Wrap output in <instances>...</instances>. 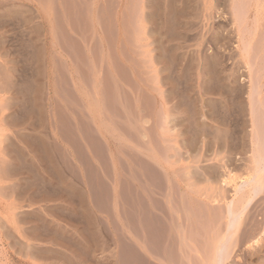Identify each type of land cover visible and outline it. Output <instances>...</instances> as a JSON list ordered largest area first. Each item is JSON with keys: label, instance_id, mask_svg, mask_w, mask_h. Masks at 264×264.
<instances>
[{"label": "rangeland", "instance_id": "374dc122", "mask_svg": "<svg viewBox=\"0 0 264 264\" xmlns=\"http://www.w3.org/2000/svg\"><path fill=\"white\" fill-rule=\"evenodd\" d=\"M1 1L40 5L50 42L70 61L67 111L89 159L102 164L99 171L90 168L89 184L100 209L110 212L123 250L122 259H48L43 247L35 250L41 259H23L9 214L15 219L18 199L39 203L53 193L42 190L38 178L17 182L24 167L9 156L21 153L8 149L14 137L2 135L0 264H218L216 243L225 234L229 202L242 218L223 264H260L246 258L238 235L244 226H264V191L247 206L250 188H234L257 167L245 154L252 148L254 113L264 135V0ZM186 33L218 52L201 58L200 71L196 58L189 60L179 85H162L159 64L169 59L168 40ZM241 65L247 79L240 85ZM217 124L237 135L230 150L246 155L223 168L224 186L203 178L216 174L210 167L194 166L213 156L210 135L198 155L199 129L211 133ZM199 174L201 183L194 177Z\"/></svg>", "mask_w": 264, "mask_h": 264}, {"label": "crops", "instance_id": "0c3cea01", "mask_svg": "<svg viewBox=\"0 0 264 264\" xmlns=\"http://www.w3.org/2000/svg\"><path fill=\"white\" fill-rule=\"evenodd\" d=\"M47 21L38 4L8 5L0 0V136L14 137L8 149L21 153L20 158L9 156V162L24 167L17 182L28 185L38 178L42 190L53 193L50 200L39 203L30 197L18 199L15 219L9 214L10 225L17 235V247L24 249L23 259H41L35 250L43 247L51 253L48 259H122L123 247L110 212L100 209L89 184L90 168L99 171L102 164L89 159L90 149L81 134H74L73 117L67 111V92L72 89L74 71L67 56L50 42L53 37ZM192 36L186 33L183 39L168 40L169 59L159 64L162 85L166 80L171 81L169 87L179 85L184 82L189 60L194 62L196 58L200 71L201 58L218 52L217 48L202 47L203 40ZM164 51L161 49L162 54ZM244 54L242 50L241 56ZM240 70L237 84L241 85L247 78L243 65ZM254 115L256 129L247 153L230 150L237 136L230 128L217 124L207 134L199 129L198 155L210 135L213 156L194 166H208L216 173L203 178L222 183L223 168L231 165L230 160L245 158L244 153L255 161L256 133L264 135L257 121L259 115ZM1 146L0 151H5ZM224 157L229 158L223 161ZM194 177L201 183L200 174ZM110 205L114 212L113 200ZM128 246L130 253V237Z\"/></svg>", "mask_w": 264, "mask_h": 264}, {"label": "bare ground", "instance_id": "6f19581e", "mask_svg": "<svg viewBox=\"0 0 264 264\" xmlns=\"http://www.w3.org/2000/svg\"><path fill=\"white\" fill-rule=\"evenodd\" d=\"M243 33V32H242ZM245 42H247V40L245 39ZM249 43V42H248ZM245 44V47H247V45L249 44ZM250 46V45H249ZM248 48V47H247ZM251 48V47H250ZM249 48V50H250ZM244 49H241L244 51ZM246 51V50H245ZM244 51V52H245ZM248 51V49H247ZM249 52V51H248ZM246 54V53H245ZM244 54V55H245ZM247 55V54H246ZM245 55V56H246ZM256 114V113H255ZM259 115V113H258ZM255 116V115H254ZM256 118V116H255ZM258 119V117H257ZM260 132V131H258ZM255 134V132H254ZM263 134V133H262ZM254 138V137H253ZM254 146L256 145V151H255V162L257 167H255V170H253V173H249L246 177L240 178V182H236V187L234 188L235 190H241L243 188H247L249 187V191L251 193V195L247 198V206H249V204L251 203V201L257 197V195L261 194V192L264 191V137L261 134H257L256 133V140L254 142ZM255 150V149H254ZM255 164V163H254ZM262 176L261 179L258 178L259 176ZM224 176V175H223ZM228 183V182H227ZM224 181L222 182V185L224 186ZM226 185V184H225ZM233 187V186H232ZM248 189V188H247ZM234 190V191H235ZM236 192V191H235ZM225 197V196H224ZM256 199V198H255ZM257 200V199H256ZM255 200V201H256ZM254 201V200H253ZM252 204V203H251ZM254 204V203H253ZM260 205V204H259ZM246 206V205H245ZM256 206V205H255ZM243 207V206H242ZM254 207V206H253ZM249 208V207H248ZM239 210V209H238ZM236 211L232 209V205L231 202H229L227 204V212H226V221H227V226H226V230H225V234L223 233L221 235V237H219L218 241H217V245H216V259H219L218 264H223L225 259H229V257L231 256V251L232 248H234V246L236 245V238L237 235H235V233L237 234L238 232V223L241 220L242 216H241V212L240 211ZM251 210V209H250ZM257 210H259L257 208ZM255 210V211H257ZM244 210V214H245ZM258 213V212H257ZM246 214H249L250 216V212H246ZM243 215V214H242ZM253 215V214H252ZM264 216V215H263ZM262 217V216H261ZM245 218V216H244ZM222 219V218H221ZM247 219V218H246ZM251 219V218H250ZM254 219V218H253ZM264 220V219H263ZM248 221V220H247ZM261 221V220H259ZM244 222V221H243ZM254 222V221H253ZM248 224V223H247ZM261 224V223H259ZM264 224V223H262ZM240 225V224H239ZM243 224H241L242 226ZM256 225V224H255ZM244 226V225H243ZM259 226H253L251 225L250 227L248 226L246 228V226H244L243 228H241L240 234L238 235L240 237V241H242V243H245V256L248 259H262L260 264H264V226L263 227H259L261 229L258 228ZM240 228V227H239ZM222 231V230H221ZM221 233V232H220ZM228 233V236H227ZM227 236V237H226ZM239 239V238H238ZM237 239V240H238ZM228 240L230 241L229 243ZM216 241V240H215ZM239 244V243H238ZM237 244V245H238ZM215 245V244H214ZM240 246V245H239ZM214 247V246H213ZM239 249V248H238ZM234 250V249H233ZM243 252V251H242ZM215 254V253H214ZM244 256V257H245ZM243 254L241 253V258H243ZM245 258V259H246ZM258 260V261H259ZM251 264V263H250ZM254 264V263H252Z\"/></svg>", "mask_w": 264, "mask_h": 264}]
</instances>
